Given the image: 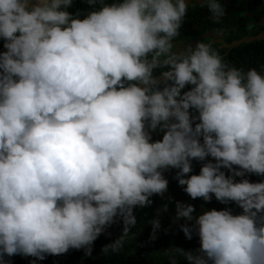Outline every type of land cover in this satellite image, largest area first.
Returning a JSON list of instances; mask_svg holds the SVG:
<instances>
[{
    "label": "clouds",
    "instance_id": "clouds-1",
    "mask_svg": "<svg viewBox=\"0 0 264 264\" xmlns=\"http://www.w3.org/2000/svg\"><path fill=\"white\" fill-rule=\"evenodd\" d=\"M79 2L0 0V264L90 256L117 222L100 253H119L169 169L190 199L240 211L175 201L171 223L198 247L173 246L168 264H264V64L236 67L206 42L173 51L185 0Z\"/></svg>",
    "mask_w": 264,
    "mask_h": 264
},
{
    "label": "trees",
    "instance_id": "trees-1",
    "mask_svg": "<svg viewBox=\"0 0 264 264\" xmlns=\"http://www.w3.org/2000/svg\"><path fill=\"white\" fill-rule=\"evenodd\" d=\"M226 2L228 6H224L227 9L231 8L234 11L233 19L239 24L250 20L247 17H237L236 13H249L251 17L257 19L259 16L264 19V0H228ZM75 7H83L79 0H76ZM197 10L189 11L182 22L180 28V34L187 31L188 22H194L196 30L210 29L214 26H219L220 22H212L211 20L203 19L202 15H199ZM195 17V19H194ZM206 23V24H205ZM200 26V27H198ZM179 34V36H180ZM256 33H251L254 35ZM237 34L233 37L232 42L239 40L240 35ZM231 42V44H232ZM230 46L223 51H220V55L223 59L236 66V67H253L259 68L264 64V39L255 40L251 42H245L238 45ZM2 42H0V51H3ZM187 87L184 90H187ZM183 91V90H182ZM162 134L153 133L152 139L157 140L161 138ZM210 159V158H206ZM201 162L195 160L192 161V172L190 174H198ZM173 169H169L164 173L165 178L168 180L167 191L162 196H152V204L146 208L134 210L136 216V224L130 229L129 238L126 240L124 247L119 253H109L103 255L100 253V248L109 243L112 239L117 237L121 232V224L119 222L114 223L105 230L92 245V253L90 256H84L83 250L69 249L68 252L61 255H48L43 260H39L36 264H168L169 256L165 255L166 251H169L173 246L183 249H195L198 247V238L193 236L191 240L185 239L183 233L179 231L178 224L183 223V220L177 221L176 224L171 223V217L174 215V202L181 201L184 203L192 204L195 209V214L200 213L202 210L215 208L220 210L224 207H230L234 213L240 211L233 204L223 205L212 199L210 202H204L201 199H190L178 186L177 181L173 178L175 175ZM226 175L228 174L225 170ZM250 182H255L260 177L249 175L247 177ZM239 179V178H237ZM168 203V211L161 213L159 220L161 229L157 233L155 240L149 239L150 225L147 224L155 215V210L159 209L162 204ZM201 205L203 208H201ZM165 229H167L165 231ZM34 258L22 257L20 255H14L12 257H4L5 261H9L10 264H29V261ZM179 260L180 258L177 257Z\"/></svg>",
    "mask_w": 264,
    "mask_h": 264
},
{
    "label": "flooded vegetation",
    "instance_id": "flooded-vegetation-1",
    "mask_svg": "<svg viewBox=\"0 0 264 264\" xmlns=\"http://www.w3.org/2000/svg\"><path fill=\"white\" fill-rule=\"evenodd\" d=\"M185 2L188 4L187 13L191 10H197L196 12L199 15H202L203 19L208 18L207 10L200 7V0H185ZM220 2L223 6L227 7L228 4H226V2L230 1L220 0ZM226 7H224V16L219 20V26L197 31L194 25L195 23L188 22L187 24L190 25H187V31L180 34V36L173 41V51L186 50L189 46L194 47L197 42H206L210 43L214 49L220 52L230 46L233 37H236L237 34H239L241 36L240 38H242L244 36L251 35V33L257 34L258 32L264 30V19L261 18L262 16L254 19L251 17L252 14L246 12L236 13L237 17L243 16L251 18L250 20H246L245 22L239 24V22H236L233 19L235 14L234 11L236 10H233L231 8L232 6H229L230 9H227Z\"/></svg>",
    "mask_w": 264,
    "mask_h": 264
},
{
    "label": "water",
    "instance_id": "water-1",
    "mask_svg": "<svg viewBox=\"0 0 264 264\" xmlns=\"http://www.w3.org/2000/svg\"><path fill=\"white\" fill-rule=\"evenodd\" d=\"M262 39H264V30L258 32L257 34H254V35L244 36V37L240 38L239 40L233 41L231 45L234 46V45H238L241 43L251 42V41H255V40H262Z\"/></svg>",
    "mask_w": 264,
    "mask_h": 264
}]
</instances>
